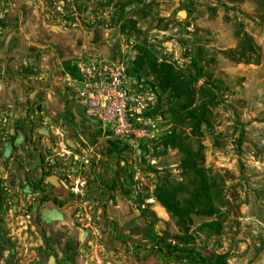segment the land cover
I'll return each mask as SVG.
<instances>
[{
	"label": "rangeland",
	"instance_id": "obj_1",
	"mask_svg": "<svg viewBox=\"0 0 264 264\" xmlns=\"http://www.w3.org/2000/svg\"><path fill=\"white\" fill-rule=\"evenodd\" d=\"M78 36L80 60L53 81L47 58ZM144 47L185 74L189 54L212 76L197 84L199 102L216 94L202 135L181 126L218 191L215 215H192L193 244L208 264H264V0H0V264H192L152 239L183 235L157 186L194 189V177L164 145L176 120ZM90 58L143 85L140 132L118 136L76 102ZM32 182L63 205L41 202ZM213 220L219 229L202 227Z\"/></svg>",
	"mask_w": 264,
	"mask_h": 264
},
{
	"label": "trees",
	"instance_id": "obj_2",
	"mask_svg": "<svg viewBox=\"0 0 264 264\" xmlns=\"http://www.w3.org/2000/svg\"><path fill=\"white\" fill-rule=\"evenodd\" d=\"M138 1V0H135ZM146 55V61L151 67V72L158 80V85L163 92H167L170 102L171 113L176 120V126L173 131L163 139L167 147L179 148L185 155L183 167L188 175L193 176L192 183L194 189L184 184L174 185L166 181L157 186L155 195L162 206L177 219V225L183 231L179 236V242L169 241L167 237L154 235L152 239L158 252L167 258L176 261H186L192 264H208L206 258L199 252L193 244V235L190 233V225L193 223L192 215L213 216L219 208L215 205V199L218 191H214V181L208 175L204 166V155L202 149L194 150L186 142L181 126L188 124L192 132L196 135H202V125L209 123L207 118L211 112L210 107L215 104L216 94L213 90H208V95L199 102L197 98V84L205 79L207 83L211 79L205 68L199 65L198 60L191 56L192 66L195 72L187 74L176 70L173 65L167 61L157 64L154 61V54L147 47L142 48ZM205 90V88H202ZM180 128V129H178ZM31 187L41 193V202L53 200L55 204L62 206L57 198H51L46 194L42 182H32ZM187 191L188 197H181V193ZM149 216L146 211L142 213ZM202 227H221L220 222L213 220L205 222Z\"/></svg>",
	"mask_w": 264,
	"mask_h": 264
},
{
	"label": "built area",
	"instance_id": "obj_3",
	"mask_svg": "<svg viewBox=\"0 0 264 264\" xmlns=\"http://www.w3.org/2000/svg\"><path fill=\"white\" fill-rule=\"evenodd\" d=\"M76 102L118 136L140 132L151 97L124 66L108 59L90 58L78 62L71 86Z\"/></svg>",
	"mask_w": 264,
	"mask_h": 264
},
{
	"label": "crops",
	"instance_id": "obj_4",
	"mask_svg": "<svg viewBox=\"0 0 264 264\" xmlns=\"http://www.w3.org/2000/svg\"><path fill=\"white\" fill-rule=\"evenodd\" d=\"M79 42V36L77 38L74 37L72 39H69L66 42L67 45L65 44L66 50L64 52L63 58H54V56L52 58H47V65L48 67H50V69H52V71L48 75H50L51 78L53 77V81H55L59 77L61 78L64 76L61 67L65 69L66 67H69L71 64L76 63L78 60H80V58L77 57L82 55L83 50H85L86 47H82L83 44Z\"/></svg>",
	"mask_w": 264,
	"mask_h": 264
}]
</instances>
